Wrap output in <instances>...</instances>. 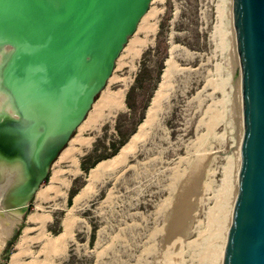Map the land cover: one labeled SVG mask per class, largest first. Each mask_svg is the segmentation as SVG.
Here are the masks:
<instances>
[{
  "label": "rangeland",
  "instance_id": "rangeland-1",
  "mask_svg": "<svg viewBox=\"0 0 264 264\" xmlns=\"http://www.w3.org/2000/svg\"><path fill=\"white\" fill-rule=\"evenodd\" d=\"M148 12L157 13L155 33L140 55L130 58L133 43L145 38L142 28L154 21L144 17L102 90L124 91L123 106L102 109L97 125L82 132L91 142L80 148L76 168L58 158L51 163L39 190L52 184L56 192L46 200L33 195L0 264H10L26 231L29 243L18 264H218V236L224 217L231 215L239 165L226 3L152 0ZM167 60L175 68L173 97L159 131L125 162L99 172L75 202L91 171L81 170V159L89 155L86 165L100 159L99 164L118 154L144 121ZM58 170L59 181L52 183ZM73 187L78 191L69 200ZM34 213L49 217L43 229L50 240L66 233L60 248L44 247L40 225L28 221Z\"/></svg>",
  "mask_w": 264,
  "mask_h": 264
},
{
  "label": "water",
  "instance_id": "water-1",
  "mask_svg": "<svg viewBox=\"0 0 264 264\" xmlns=\"http://www.w3.org/2000/svg\"><path fill=\"white\" fill-rule=\"evenodd\" d=\"M151 2L0 0V90L17 116L0 145L33 175L25 191L1 196L4 211L24 213ZM225 3L240 160L223 264H264V0Z\"/></svg>",
  "mask_w": 264,
  "mask_h": 264
},
{
  "label": "bare ground",
  "instance_id": "bare-ground-1",
  "mask_svg": "<svg viewBox=\"0 0 264 264\" xmlns=\"http://www.w3.org/2000/svg\"><path fill=\"white\" fill-rule=\"evenodd\" d=\"M147 13L144 15V17L153 19L154 21L152 23H148V24L146 23L145 26L142 28V32L144 33L143 37H145L144 40L138 39L131 46V49L129 51L130 52L129 56H131L130 58L132 59L140 55L142 48L147 43V38L150 35L154 34L156 31L157 22L155 21V18H156L155 16L157 15V13L156 12L154 13L147 12ZM144 17L142 18V20L144 19ZM2 58H3V55L0 54V63L3 60ZM174 72H175V68H174L172 61L167 60L165 63V69L161 77V82L158 86V89L156 90L154 94V97L150 103L149 108L147 109L146 117L144 121L139 125L137 132L129 139V141L126 144H124L121 147L118 154L113 159H111L108 162H101L97 164L96 167L90 171L89 183L84 188V190H82L75 197V200H74L75 202H78L81 198H83V195L87 193L91 184L96 180L99 172H103L105 171V169L110 170V168H115L118 165H120L122 162H125L128 156L132 155L138 149V147H140V145L142 146L143 143H145L147 140H149V138L153 136L154 132L159 131L160 122H162L161 120L163 119L162 117L166 114L170 99L173 97V92H172L173 86L171 82H172V76ZM112 79L113 78H110L109 82ZM123 99H124V91L122 90H118L114 93H111L108 91L107 92L102 91L98 101L93 104L92 112L88 114L87 118L78 127L77 131H79L78 132L79 134H77L74 138L72 137L70 139V141L68 142V146L64 148L59 154L57 162H60V163L70 162L72 166H77L76 155L80 154V148L87 147L91 142L90 139L83 138L82 132L84 130L86 131L87 129H93L97 125L98 121L101 118L100 115H102V112H101L102 109H107L108 111L114 110V109L115 110L120 109L123 106ZM6 117L9 118L10 122L17 118L16 113L13 110L6 94L0 90V121L4 120V118ZM238 158H239V152L237 155V159ZM238 169H239V165L237 166L236 174H238ZM59 175H60L59 170L53 173V176L51 178L52 183L59 181ZM22 178H23V171L21 170L18 164L15 166L14 165L9 166L8 164L0 163V205L2 204L1 196L4 197L7 195L6 187L14 186V185L21 183L20 181ZM16 187L18 188L20 186L18 185ZM19 191H25V190L18 189V190H15L14 193H18ZM55 192H56V187L50 184L45 189H40V190L38 189L36 193H37V197L40 200H46L50 193H55ZM234 197H235V189H234ZM234 197H233V202H234ZM3 203H4V199H3ZM10 209L11 210H9V212H6L7 210L4 211L3 208H0V232L3 235V239L0 240V249L3 247L6 239L11 235L12 230L15 227V224L16 223L18 224L20 217L22 215L21 213L23 209L22 207H18V208L16 207V208H10ZM38 209H39V206H38ZM230 219H231V215L224 217L223 223H222V231L220 233V236H218L219 242H222V244L219 243L221 244L222 249L219 251L220 254L218 255V259H217L218 264H220V259L221 261H223V258H224V251L227 245V237H228ZM28 221L32 224L40 225V228H41L40 236L45 239L44 247L48 249L47 251H55L59 246H62L64 242H66L64 241L65 238L67 237L66 233H63L62 235L58 236L56 239H52V240H50L51 238L49 239L47 235L45 236L43 227L49 221L48 216H44L39 213H34L29 216ZM68 227L69 225L66 224L65 229H67ZM27 232L28 231H26L24 236L22 237V245L18 247L17 253L12 256L10 264H18L19 263L18 259L21 258V256L24 254V250H25L24 247L29 243Z\"/></svg>",
  "mask_w": 264,
  "mask_h": 264
},
{
  "label": "flooded vegetation",
  "instance_id": "flooded-vegetation-1",
  "mask_svg": "<svg viewBox=\"0 0 264 264\" xmlns=\"http://www.w3.org/2000/svg\"><path fill=\"white\" fill-rule=\"evenodd\" d=\"M5 120V121H4ZM4 120H1L0 121V128H1V126H3V127H5L6 126V124H4V123H6V121H8L9 120V118L8 117H6V118H4ZM3 142V141H2ZM10 154H12V153H8V155H7V151L2 147V145H0V163L2 164H8L9 166L11 165V166H15V165H17V162L16 163H14V161H12L11 159H9L10 158ZM8 161H7V160ZM49 169V168H48ZM9 177V176H8ZM13 177V176H12ZM33 175H30L29 174V177H26V174H24V172H23V178L21 179V183H19V184H17V185H14V186H7L6 187V190H7V192H6V194H8V193H11V192H14L15 190H23V188L26 186V184L29 182V180H33ZM10 178V177H9ZM27 179V180H26ZM43 181V180H42ZM33 182V181H32ZM20 186V187H16V186ZM25 190V189H24ZM32 197H33V195H32ZM32 197L29 199V201L27 202V204H26V209H25V211H24V213L21 215V216H23V215H25L26 213H27V211H28V208H29V203H30V201H31V199H32Z\"/></svg>",
  "mask_w": 264,
  "mask_h": 264
},
{
  "label": "trees",
  "instance_id": "trees-1",
  "mask_svg": "<svg viewBox=\"0 0 264 264\" xmlns=\"http://www.w3.org/2000/svg\"><path fill=\"white\" fill-rule=\"evenodd\" d=\"M119 148L116 147L114 150H113V153H112V156L116 155L117 152H118ZM90 156L89 155H86V157L82 158L81 161H80V167H81V170L84 172V173H88V171L92 170L91 168L94 167V165L100 161L99 160H96L94 163H92L91 165H86V161L88 160ZM97 165V164H96ZM78 191V188L77 187H73L72 190L70 191V197H69V200H71V197Z\"/></svg>",
  "mask_w": 264,
  "mask_h": 264
},
{
  "label": "crops",
  "instance_id": "crops-1",
  "mask_svg": "<svg viewBox=\"0 0 264 264\" xmlns=\"http://www.w3.org/2000/svg\"><path fill=\"white\" fill-rule=\"evenodd\" d=\"M69 163H70V162H69ZM71 166H72V165H71ZM77 166H78V165H77ZM72 167H75V168H76V166H72ZM77 170H78V168H77ZM77 170H76V171H77ZM76 171H75V174H76ZM7 241H9L8 238L6 239V241H5L4 245H3V247L0 249V263H1V258H2V256H3L2 254H3L4 250H5L4 248H5V246H6Z\"/></svg>",
  "mask_w": 264,
  "mask_h": 264
}]
</instances>
